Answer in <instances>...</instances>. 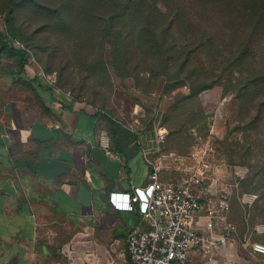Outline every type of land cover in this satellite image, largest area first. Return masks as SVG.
<instances>
[{"label": "crops", "instance_id": "0c3cea01", "mask_svg": "<svg viewBox=\"0 0 264 264\" xmlns=\"http://www.w3.org/2000/svg\"><path fill=\"white\" fill-rule=\"evenodd\" d=\"M14 65L1 59L0 264H132L126 237L149 223L114 208L109 195L148 184L143 154L155 158L148 135L136 117L113 115L111 122L98 107L43 84L26 68L18 74ZM235 236L213 262L196 256L198 264H258L264 255Z\"/></svg>", "mask_w": 264, "mask_h": 264}, {"label": "rangeland", "instance_id": "374dc122", "mask_svg": "<svg viewBox=\"0 0 264 264\" xmlns=\"http://www.w3.org/2000/svg\"><path fill=\"white\" fill-rule=\"evenodd\" d=\"M45 7L58 8V0H0V33L7 35L8 19L15 24L18 35L13 36L15 46L10 45L21 47L17 50L27 54L24 69L28 74L70 97L107 109L114 116L136 117V125L148 135L151 148L155 147V130L165 127L167 141L162 151L183 157L193 155L195 162L206 164L205 187L212 196L227 197L229 220L236 228L235 239L264 243V237L256 232L264 226L263 199L250 190L249 184L253 180L264 185V111L259 119L263 122L258 120L256 127L250 128L257 112L244 110L227 83L231 75L235 76V68L215 65L201 50L193 56L194 63L199 69L201 64L207 67L208 76H217L212 89L190 96L184 79L166 85L161 77L155 84L149 82L150 77L141 75L137 77V89L133 78L119 77L105 64L109 61L108 47L104 61L101 59V34L86 35V22H79L77 34L60 29L56 18L51 20L44 15ZM197 23L211 26L218 33L226 28L224 22ZM236 40L221 35L215 50H226L222 53L225 58ZM254 62L264 73V53H258ZM246 69L253 73L250 67ZM258 144L263 148L258 149ZM162 179L176 181L180 173L163 172ZM258 260V264H264V257Z\"/></svg>", "mask_w": 264, "mask_h": 264}, {"label": "trees", "instance_id": "16d2710c", "mask_svg": "<svg viewBox=\"0 0 264 264\" xmlns=\"http://www.w3.org/2000/svg\"><path fill=\"white\" fill-rule=\"evenodd\" d=\"M58 3L59 7L55 9L45 7L44 15L51 20L56 18L60 29L75 32L79 22H86V35L101 34L98 35L102 39L99 42L101 59L104 61L108 47L109 61H104L105 64L112 67L117 76L133 78L137 89L138 75L150 77L149 82L155 84L154 81L163 77L166 85L184 79L190 96L212 89L217 76H208L207 67L201 64L199 69L194 63L193 56L202 50L215 65L221 63L235 68V76L231 75L227 83L233 87L244 110L255 109L257 112L249 127H256V121L262 117L264 73L254 61L258 53H264V0H58ZM197 22H224L226 28L223 33H218L211 26ZM225 30L228 33H224ZM6 32L7 35L0 33V61L12 59L17 73L22 74L27 54L10 45L9 41L18 34L9 19ZM221 35L237 38L225 58L222 53L226 50H215ZM247 67L253 73L247 72ZM99 109L113 122L109 110ZM261 145L258 144V149L263 148ZM249 184L250 190L256 191L264 203V185L253 180ZM228 221L232 223L229 213ZM235 234L236 231L233 237Z\"/></svg>", "mask_w": 264, "mask_h": 264}, {"label": "built area", "instance_id": "2783aa9c", "mask_svg": "<svg viewBox=\"0 0 264 264\" xmlns=\"http://www.w3.org/2000/svg\"><path fill=\"white\" fill-rule=\"evenodd\" d=\"M9 43L15 46L14 40ZM166 133L165 127L154 132L155 147L151 150L154 159L149 152L143 154L149 167L148 184L144 188H133L132 192L109 195L114 208L137 212L149 223L147 230L135 226L129 231L128 257L132 264H198L196 256L213 262L218 247L233 239L236 231L228 221L229 202L225 195L212 196L205 187L206 164L195 162L193 155L183 157L162 151ZM102 146L108 148L105 139ZM208 148L211 150L210 146ZM163 172L180 173V179L163 181ZM200 219H203L202 224ZM201 225L207 233L200 232ZM216 228L222 231L219 237L213 234ZM256 232L264 235V226ZM243 246L252 254L264 255V243L245 240Z\"/></svg>", "mask_w": 264, "mask_h": 264}]
</instances>
